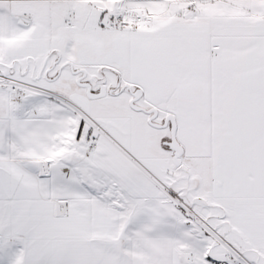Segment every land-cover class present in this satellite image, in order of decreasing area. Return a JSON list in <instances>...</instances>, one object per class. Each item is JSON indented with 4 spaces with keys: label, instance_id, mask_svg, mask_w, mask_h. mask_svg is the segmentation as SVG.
I'll use <instances>...</instances> for the list:
<instances>
[{
    "label": "snow or ice",
    "instance_id": "snow-or-ice-1",
    "mask_svg": "<svg viewBox=\"0 0 264 264\" xmlns=\"http://www.w3.org/2000/svg\"><path fill=\"white\" fill-rule=\"evenodd\" d=\"M0 264H264V0H0Z\"/></svg>",
    "mask_w": 264,
    "mask_h": 264
}]
</instances>
